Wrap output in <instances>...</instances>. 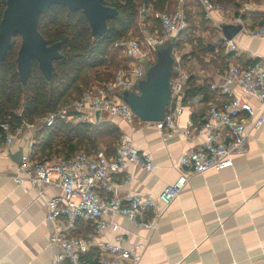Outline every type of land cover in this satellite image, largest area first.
Wrapping results in <instances>:
<instances>
[{
	"label": "crops",
	"instance_id": "0c3cea01",
	"mask_svg": "<svg viewBox=\"0 0 264 264\" xmlns=\"http://www.w3.org/2000/svg\"><path fill=\"white\" fill-rule=\"evenodd\" d=\"M196 1V7H199L205 17L201 5ZM196 1L186 0L182 4L181 0H168L164 11L156 10L151 4L142 6L137 22L139 34L132 37H143L139 28L141 19L146 22L148 31L154 32L161 29L159 14H172L180 8L187 15L189 30L190 17L195 15L192 8ZM221 2L223 4L213 2L217 6L222 5V13L215 17L219 23L214 24L205 18L218 33L215 40L203 45L206 57L192 58L182 51L180 54L190 82L197 88H203V91L207 90V96L214 101L216 97L210 87L214 83L222 85L228 66L246 69L264 59V37L250 38L243 32L264 24V0ZM156 23H159V27H154ZM223 24L229 27L242 26V30L229 40L236 47L235 50L229 47V54L225 53L222 45L223 39H226L221 28ZM185 32L180 36L178 44H174V48L176 46L179 49ZM218 65L220 69L216 70ZM233 90L256 109L257 115L262 114L264 117V108H261L254 96L244 94L238 86ZM206 112L207 104L186 106L178 119V126L185 129L191 121L200 123ZM103 115L99 114L97 117L96 114L91 123L82 124L115 127L121 133L120 140L126 137L142 152L150 153L155 166L150 172L140 165H128L124 168L115 177L120 196L127 192L142 197L158 196L184 174L179 168L180 158L198 149L204 142L202 138L186 140L176 136L166 145L159 130L153 125H145L138 120L128 124L121 118L107 114L103 118ZM41 130L27 131L16 139L9 155L0 157V264H53V259L63 254L58 246L50 245L58 224L46 219L47 199L62 197L63 191L46 187V197H42L41 188L31 181H25L22 186L16 182L21 157L28 153L30 139L33 135L37 139ZM45 143L46 135L38 140V160L48 158L50 151ZM102 143L87 152L103 150L109 158H114L116 147ZM51 154L58 155L56 150ZM126 177H131L128 184L123 183ZM162 207L158 203V209ZM154 214V211H149L143 218L150 220ZM118 223L121 227L119 231L100 233L93 222L79 219L74 228L65 234L69 239H81L91 244L90 252L82 255L81 260L92 264H97L99 245L103 241L114 243L118 235L126 238L125 247L128 248L140 242L147 243L140 264H264V123L259 129L251 130L248 150L234 159L232 168L190 176L179 197L157 219L156 230L138 228L122 217L118 219ZM65 263L70 264L68 257H65Z\"/></svg>",
	"mask_w": 264,
	"mask_h": 264
},
{
	"label": "built area",
	"instance_id": "2783aa9c",
	"mask_svg": "<svg viewBox=\"0 0 264 264\" xmlns=\"http://www.w3.org/2000/svg\"><path fill=\"white\" fill-rule=\"evenodd\" d=\"M185 2L186 0H181L182 4ZM198 2L206 19L214 24L219 23L215 17L220 16L223 9L211 0ZM158 18L160 30L149 32L146 22L141 19L139 28L143 33L142 38L129 37L115 44V48H120L128 59V64L126 68L121 67L116 72L113 80L84 91L79 98L69 100L56 112L35 122L22 120L14 125L7 120L1 123L0 157L9 155L16 139L27 131L53 128L60 122L72 125L91 123L99 113L133 124L137 116L125 103L122 93L140 94L138 84L144 78L147 66L156 60V47L170 40L177 45L182 33L190 26L183 8L172 14L161 13ZM243 32L250 38H263L264 24ZM222 45L226 54H229V47L231 50L236 49L235 44L227 39H223ZM175 50L176 46L173 49L174 68L170 78L171 98L165 118L160 122H140L155 126L166 145L176 136L186 140L202 138L204 142L198 149L180 158L179 168L184 174L158 196L142 197L132 192L119 195L115 177L124 168L128 165H140L150 172L155 167L151 154L142 152L126 137L121 138L114 158H109L103 150L95 153L80 150L70 158L51 155L44 160L36 159V136L33 135L30 139L28 153L22 156L18 167L17 184L22 186L25 181H31L41 188L42 197H46V187L63 191L62 197L48 198L46 202V219L58 224L50 245L58 246L63 252L53 259V264H66L65 257L70 259V264H92L81 260L82 255L90 252L91 244L81 239H69L65 234L74 228L79 219L93 222L100 233L119 231L120 217L138 228L156 230L157 219L179 197L190 176L232 168L234 159L247 152L251 130L263 125V115H257L256 109L237 96L233 89L238 86L244 94L254 96L261 108H264V59L246 69L228 66L222 85L214 83L210 87L216 97L214 101L205 93L191 96L186 94L190 88V76L183 68L182 57ZM202 104H207L202 122L191 121L185 129H181L178 119L183 115L184 107ZM130 180L131 177H126L123 183L128 184ZM158 203L162 204L161 209H158ZM149 211H154L155 214L150 220H145L143 216ZM125 243L123 235H118L114 243L103 241L99 245L97 264H140L147 243L140 242L132 248L125 247Z\"/></svg>",
	"mask_w": 264,
	"mask_h": 264
},
{
	"label": "trees",
	"instance_id": "16d2710c",
	"mask_svg": "<svg viewBox=\"0 0 264 264\" xmlns=\"http://www.w3.org/2000/svg\"><path fill=\"white\" fill-rule=\"evenodd\" d=\"M7 1L0 0V22ZM167 3L168 0H105L104 4L116 9L118 15L109 20L108 32L99 38L93 37L89 21L82 11L73 12L60 5L52 6L41 16L38 29L49 46L60 44L62 58L54 62L50 80L41 72L38 61L33 60L31 74L24 84L19 76L17 63L21 37L13 38L7 56L0 64V124L7 120L14 125L22 120L35 122L56 112L61 105L69 102L66 100L67 96L77 83L84 80L85 75L87 80L90 79L89 71L97 70L96 77L102 81V76H107V81L103 83L113 80L116 72L121 67L126 68L128 64L126 57L123 62H116V54L122 50L115 48V44L132 37L138 27L140 8L151 4L156 10L164 11ZM114 66H117L116 70L109 74L108 67ZM103 68L105 72H100ZM199 93L208 94L207 90L203 91V88H197L190 82L186 94L191 96ZM92 128L93 125L90 124L68 126L58 123L53 128L42 129L37 139L46 135L45 144L50 151L48 157L56 150V154L70 158L81 149H93V144L88 143L102 141L110 144V138L117 132L110 126H103L102 132L93 139ZM36 148L38 149V145Z\"/></svg>",
	"mask_w": 264,
	"mask_h": 264
},
{
	"label": "water",
	"instance_id": "95a60500",
	"mask_svg": "<svg viewBox=\"0 0 264 264\" xmlns=\"http://www.w3.org/2000/svg\"><path fill=\"white\" fill-rule=\"evenodd\" d=\"M104 2L105 0H8L0 22V64L4 62L13 38L20 36L21 46L17 63L22 82L26 84L28 81L33 60L38 61L41 72L47 80H50L54 72V62L60 60L62 54L59 43L49 46L39 32L41 16L54 5L63 6L73 12L82 11L89 21L93 37L99 38L108 32L109 20L118 15L116 9L107 7ZM221 28L228 40L242 30V26L229 27L226 24H223ZM166 44H169V48L162 50ZM173 49L172 40L158 45L156 63L147 66L146 75L138 84L140 94L122 93L125 103L143 122H160L165 118L166 108L171 98Z\"/></svg>",
	"mask_w": 264,
	"mask_h": 264
},
{
	"label": "rangeland",
	"instance_id": "374dc122",
	"mask_svg": "<svg viewBox=\"0 0 264 264\" xmlns=\"http://www.w3.org/2000/svg\"><path fill=\"white\" fill-rule=\"evenodd\" d=\"M243 1H245V0H240V1L238 0V2H240V3L241 2L243 3ZM213 2H218L220 4H223L221 2V0H213ZM196 6H197V1H196V5L194 7H196ZM220 6H222V5H220ZM194 7L192 8V10L195 13V15L190 17L191 18V28L183 34L184 36L181 38V42H180L179 47H178L179 49L175 50V52L178 54H181V51H182V53L184 52L186 54H189V56H192V58H194V57L202 58V56L205 58L206 57V50H204V48H202L203 45L209 41L215 40L218 33L215 31L214 26H212L210 23H208L205 20V17L203 15L202 11L199 9V7H196V9ZM226 10H228V8ZM154 27H159V23H156L154 25ZM138 34H139V30H138V28L137 29L135 28L134 34L133 35L131 34V35L136 36ZM168 48H169V44H166L162 50H167ZM116 56H117L116 62H118V61L123 62L125 59V55L122 52L117 53ZM156 61H157V55H156V60L154 63H156ZM214 63L217 64L218 62L214 61ZM116 67L117 66L108 67L109 69L108 68L107 69L109 70L108 72H110L109 74H112L116 70ZM173 68H174V66H173ZM218 69H220L219 65L217 66L216 70H218ZM100 72H105V68L101 69ZM146 72H147V69L145 71V75H146ZM97 73H98L97 70L89 71L90 79L87 80L86 75H85L84 80L77 83V85L72 89V91L67 96L66 100L67 99L70 100V99H73L75 97H78L81 94H83L84 91L91 89L92 87L98 85L99 83L101 84L104 81H107V79H108L107 76H102L104 78V80L102 81L100 78L96 77ZM105 78H107V79H105ZM87 83H89V84L87 85ZM105 116L106 115L104 114L102 117L104 118ZM136 118L137 119H135V121L136 120L141 121V119H139L138 117H136ZM102 127L103 126H93V128H92L93 132L91 134V137H93V139L95 138V135L102 132V129H101ZM112 128L114 129L115 127H112ZM94 129H96V130H94ZM116 131H117L116 135H113L110 138L111 139V143L109 144L110 147H112V146L117 147V145L119 144L118 142L120 140L121 133L119 130H116ZM100 143H102V142L96 141V143L91 142L88 144H93L94 148H96V147L101 145ZM89 149H91V148H89ZM81 150H85V149H81Z\"/></svg>",
	"mask_w": 264,
	"mask_h": 264
}]
</instances>
